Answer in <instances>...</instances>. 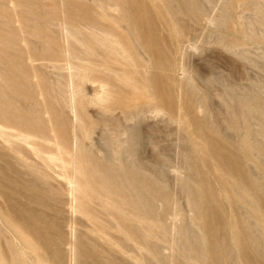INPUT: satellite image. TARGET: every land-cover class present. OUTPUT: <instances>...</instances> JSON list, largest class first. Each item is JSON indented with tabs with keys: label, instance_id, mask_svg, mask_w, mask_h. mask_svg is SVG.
<instances>
[{
	"label": "rangeland",
	"instance_id": "obj_1",
	"mask_svg": "<svg viewBox=\"0 0 264 264\" xmlns=\"http://www.w3.org/2000/svg\"><path fill=\"white\" fill-rule=\"evenodd\" d=\"M0 264H264V0H0Z\"/></svg>",
	"mask_w": 264,
	"mask_h": 264
}]
</instances>
